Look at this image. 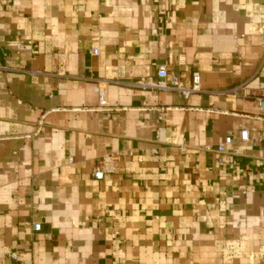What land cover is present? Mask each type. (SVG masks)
Returning a JSON list of instances; mask_svg holds the SVG:
<instances>
[{
	"label": "crops",
	"instance_id": "crops-1",
	"mask_svg": "<svg viewBox=\"0 0 264 264\" xmlns=\"http://www.w3.org/2000/svg\"><path fill=\"white\" fill-rule=\"evenodd\" d=\"M0 64V264H264V0H0Z\"/></svg>",
	"mask_w": 264,
	"mask_h": 264
},
{
	"label": "built area",
	"instance_id": "built-area-1",
	"mask_svg": "<svg viewBox=\"0 0 264 264\" xmlns=\"http://www.w3.org/2000/svg\"><path fill=\"white\" fill-rule=\"evenodd\" d=\"M156 1V0H155ZM98 48L92 50L93 54H97ZM66 63L67 55L64 52L58 53L57 64L55 73L59 76H64L66 74ZM1 68V64H0ZM135 85L143 88L150 89L153 92L160 90H173L180 93L184 98H187L193 92L199 91L201 89V79L198 72H193L189 81H182L174 73H168L164 65H159L157 67L155 75L144 76L139 78ZM264 97V92L258 97L261 101ZM97 98L98 106L100 108L109 110V103L107 100V82L99 81L97 84ZM248 130L241 129L238 132L236 140L246 141L248 140ZM234 138L231 134H226L222 141L218 142L215 147V151L220 154L226 152L227 145L231 144ZM116 170V166L111 154L106 153L102 155L94 166V171L99 173H113ZM260 178H263V174H259ZM7 255L12 259L16 260L18 253L16 251H8Z\"/></svg>",
	"mask_w": 264,
	"mask_h": 264
}]
</instances>
